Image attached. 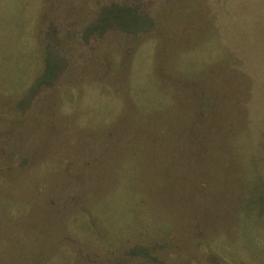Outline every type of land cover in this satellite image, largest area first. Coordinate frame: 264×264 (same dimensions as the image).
<instances>
[{
  "label": "rangeland",
  "instance_id": "rangeland-1",
  "mask_svg": "<svg viewBox=\"0 0 264 264\" xmlns=\"http://www.w3.org/2000/svg\"><path fill=\"white\" fill-rule=\"evenodd\" d=\"M262 187L264 0H0V264H264Z\"/></svg>",
  "mask_w": 264,
  "mask_h": 264
},
{
  "label": "trees",
  "instance_id": "trees-1",
  "mask_svg": "<svg viewBox=\"0 0 264 264\" xmlns=\"http://www.w3.org/2000/svg\"><path fill=\"white\" fill-rule=\"evenodd\" d=\"M264 187H262L261 189H260V195H255L256 196V199H255V201L258 203V204H260L261 206H262V208H264V193H262V189H263ZM264 190V189H263ZM264 210V209H263Z\"/></svg>",
  "mask_w": 264,
  "mask_h": 264
}]
</instances>
